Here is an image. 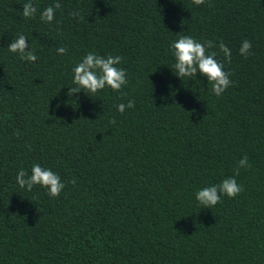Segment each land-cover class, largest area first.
I'll list each match as a JSON object with an SVG mask.
<instances>
[{
    "label": "trees",
    "instance_id": "16d2710c",
    "mask_svg": "<svg viewBox=\"0 0 264 264\" xmlns=\"http://www.w3.org/2000/svg\"><path fill=\"white\" fill-rule=\"evenodd\" d=\"M27 2L0 0V264H264V0H32V19ZM21 34L35 62L8 51ZM183 35L217 45L233 81L220 97L174 73ZM89 52L121 56L128 84L69 96ZM33 164L61 177L58 198L16 183ZM233 176L235 198L196 200Z\"/></svg>",
    "mask_w": 264,
    "mask_h": 264
},
{
    "label": "clouds",
    "instance_id": "9594fccd",
    "mask_svg": "<svg viewBox=\"0 0 264 264\" xmlns=\"http://www.w3.org/2000/svg\"><path fill=\"white\" fill-rule=\"evenodd\" d=\"M196 6L205 3V0H192ZM61 4L55 3L54 6H48L40 13V20L45 23H51L55 18V10L59 9ZM22 15L26 19L35 18L38 11L37 7L28 0L22 5ZM73 17H78L79 12L70 13ZM217 45L207 40L198 42L195 38L188 35L180 36L170 45L172 55L175 58L174 73L181 79L185 77L197 76V73L206 77L207 81L212 85V93L220 97L230 86L233 81L230 79L231 73L224 70V64L219 62L215 57L218 55L216 51H209ZM219 52L223 53L225 61L231 62V49L223 42L218 45ZM252 42L245 39L239 52L245 58L253 55L251 51ZM8 51L19 54L21 60L28 62H35L37 55L30 49L27 42V37L23 34L8 45ZM58 54H67V48L60 47L57 49ZM123 62L121 56L108 55L107 57L98 55L94 52H89L81 62L73 68V85L68 89V95L72 96L74 93H79L83 90L88 95L92 96L97 92L111 88L113 91L119 92L122 87L128 84L126 69L117 67ZM173 69V68H172ZM134 100H129L127 105L121 103L117 105L120 113H124L126 108H134ZM115 123V119L109 121ZM18 135V133H17ZM30 149V146H29ZM251 167L248 156L245 155L238 161L236 168V175L239 174L240 168ZM16 183L20 188H26L31 191L34 186L47 190L48 195L53 198H58L65 188V183L62 182L61 177L51 169L44 168L40 164H33L31 174L29 175L24 169H20L16 176ZM75 183V181H71ZM242 191L243 185L238 184L235 176L223 179L219 184H214L209 187H204L196 192V200L203 206V208H213L221 202L223 196L235 198Z\"/></svg>",
    "mask_w": 264,
    "mask_h": 264
}]
</instances>
